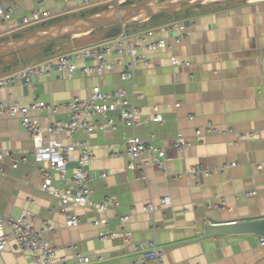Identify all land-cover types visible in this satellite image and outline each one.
<instances>
[{
  "label": "crops",
  "instance_id": "0c3cea01",
  "mask_svg": "<svg viewBox=\"0 0 264 264\" xmlns=\"http://www.w3.org/2000/svg\"><path fill=\"white\" fill-rule=\"evenodd\" d=\"M135 1L124 0L118 5ZM4 4L13 5L15 11L11 20L0 22V40L21 36L44 23L117 6L115 0H7ZM38 7L48 10L50 16L24 23ZM146 22L130 23L127 30L152 27L154 38L171 39L172 44L149 52L154 64L138 65L133 82L122 79L118 67L104 76L52 73L33 84L18 81L1 89L2 97L9 100L12 95V100L23 104L36 98L61 102L86 97L96 85L104 91L126 89L129 103L139 109L136 126L120 123V111L116 110L109 114L117 122L115 129L58 137L66 143L85 142L92 147L94 154L87 166L92 175L91 203L106 202V211L93 204L74 206L80 222L69 226L59 198L38 186L40 165L28 152L35 145L34 138L19 117L0 115V151H9L19 160L17 167L8 157L2 163L0 214L17 217L29 211L33 227L45 229L58 258L66 256L68 264H73L74 252L90 256L91 261L84 264H132L140 257L136 245L149 240L164 249L163 264H264L260 235L192 239L197 236L192 224L199 218H206L207 223L264 217V0L209 2L174 19ZM174 22L184 26L179 42L174 39L179 30L162 28ZM110 30L106 27L61 38L52 44L51 56L102 44L111 39L107 38ZM49 48L39 45L4 57L0 77ZM172 56L189 60L190 65L174 66ZM92 62L86 59L78 64ZM156 110L164 116L162 123L153 120ZM69 115L64 110L55 118L66 120ZM34 116L47 126L45 112ZM91 120L104 122L98 115ZM209 128L218 131L209 132ZM197 130L202 133L198 135ZM224 130L228 133H222ZM179 133L190 141L183 151L174 146ZM132 135L164 147L170 172L165 174L153 165L131 169L123 154L111 156L113 151L123 153L124 142ZM231 163L235 165L229 166ZM198 164L212 174L190 176L188 170ZM75 166V161L69 163V175ZM217 196H227L224 208L218 207ZM166 197L170 203L164 202ZM149 203L154 210H146ZM125 215L129 216L127 223L121 220ZM99 218H107L109 226L96 225ZM107 229L116 235L101 239L99 232ZM5 230L10 227L6 225ZM0 264H31V257L12 237L0 251Z\"/></svg>",
  "mask_w": 264,
  "mask_h": 264
},
{
  "label": "built area",
  "instance_id": "2783aa9c",
  "mask_svg": "<svg viewBox=\"0 0 264 264\" xmlns=\"http://www.w3.org/2000/svg\"><path fill=\"white\" fill-rule=\"evenodd\" d=\"M0 0V22L9 21L14 16L15 8L13 5L5 6ZM118 5L124 0H115ZM89 3V0H85ZM50 12L42 7H38L30 16L24 18V23L32 20L48 18ZM179 30L175 41L182 40L184 26L174 22L162 27ZM156 30L146 27L142 30L129 32L127 25H122L120 31L111 39L98 45L81 47L71 53H61L55 57L42 60H35L23 66L16 67L0 77V115L8 117H19L26 131L34 138L35 145L28 152L40 165L41 179L39 187L60 200V210L67 218L69 226L78 225L79 215L73 210L74 206L93 204L99 211L105 212L106 202L99 204L91 203L92 190L89 182L92 175L88 169V164L93 157V149L85 142L66 143L58 137L61 134L75 135L77 132L92 133L98 129L117 127V122L109 117L113 111H120V123L136 126L140 120L138 118V107L131 105L127 99V91L124 88H116L112 91H104L99 85L92 88V92L86 97L76 96L70 100L61 102H48L35 99L30 104H23L17 100L2 97L1 89L15 82L24 81L33 84L34 81L42 76L52 73H67L69 76L77 72L86 75L104 76L108 72L115 71L120 67V76L124 80L134 81L138 65L145 67L152 66L154 60L149 56V52L171 46V39L154 38ZM91 59L93 62L86 65H79V61ZM174 66H188L190 61L176 56L171 57ZM64 110H68L69 118L66 120L56 119L55 116ZM47 126L43 127L41 122L35 118L34 113H44ZM94 115L104 118V122L91 120ZM153 120L159 123L164 121V116L156 110ZM209 132H217L216 128H209ZM201 130H197L200 135ZM222 133L227 134L228 130ZM190 145L181 133L175 139L174 146L183 151ZM77 152V154H76ZM124 155L131 169H145L153 165L160 168L165 174L170 172L167 163V154L164 147L156 146L153 142L132 135L124 142L123 153L113 151L111 156ZM147 154V158L143 155ZM12 160V166L17 167L19 160L13 157L9 151H0V171L2 163L6 158ZM26 161V157L22 159ZM76 162V166L69 175V163ZM235 163L229 164V166ZM223 170V168H220ZM192 177L203 174L210 176L212 171L196 165L187 172ZM102 176H106L103 173ZM179 176V174H178ZM254 192H249L253 194ZM220 199L218 207L226 206L227 196H217ZM170 198H164L165 203H170ZM146 210H154V205L149 203L145 206ZM29 211H23L17 217H6L0 214V251L5 249V245L10 238L16 240L20 250L28 252L31 257V264H68V258L63 256L58 258L57 248L44 235L45 229L37 230L33 227ZM123 223H127L129 216H122ZM96 225L105 224L109 226L107 218H99L94 221ZM10 227V231L5 230V226ZM50 227V226H48ZM126 234H129L126 232ZM116 233L110 229L99 232L101 239H107ZM259 242L264 246V236L260 235ZM74 247V246H72ZM140 252V257L135 259L132 264H147L154 261L163 264L164 249L159 247L153 240L142 241L136 245ZM102 259V257H99ZM91 261L90 256L81 252H74L73 264H84Z\"/></svg>",
  "mask_w": 264,
  "mask_h": 264
},
{
  "label": "water",
  "instance_id": "95a60500",
  "mask_svg": "<svg viewBox=\"0 0 264 264\" xmlns=\"http://www.w3.org/2000/svg\"><path fill=\"white\" fill-rule=\"evenodd\" d=\"M247 0H137L106 8L99 12L82 16H71L41 27L15 38L3 37L0 40V58L17 52L59 40L64 37L89 33L95 29L110 27L107 38H113L122 25L133 22L149 21L167 14L184 12L209 2H244ZM154 24V22H149ZM197 236L193 240L211 239L214 236L228 234H257L264 236V217L230 222H207L199 218L194 224Z\"/></svg>",
  "mask_w": 264,
  "mask_h": 264
},
{
  "label": "trees",
  "instance_id": "16d2710c",
  "mask_svg": "<svg viewBox=\"0 0 264 264\" xmlns=\"http://www.w3.org/2000/svg\"><path fill=\"white\" fill-rule=\"evenodd\" d=\"M191 11V9L187 10V11H184V12H179V13H167V14H162V15H159V16H156L154 18H152L151 20L147 21L146 24H149V22H154V23H160L162 20H170V19H174V18H177L179 16H182V15H185V14H188L189 12ZM128 25V24H127ZM58 40H55V41H51V42H47L45 44H42L43 46H50L51 48H49V50L47 51H44V53H42L41 55L37 56L36 58L33 59V61L35 60H42V59H46V58H50L52 57L51 55L54 54V44L57 42ZM53 44V45H52ZM20 52H17L15 54H18ZM13 54V55H15ZM4 58V57H3ZM3 58H0L3 59ZM16 65V64H13V66ZM12 66V65H11ZM6 68H8L9 66H5Z\"/></svg>",
  "mask_w": 264,
  "mask_h": 264
},
{
  "label": "rangeland",
  "instance_id": "374dc122",
  "mask_svg": "<svg viewBox=\"0 0 264 264\" xmlns=\"http://www.w3.org/2000/svg\"><path fill=\"white\" fill-rule=\"evenodd\" d=\"M21 53V52H20ZM20 53H18V54H20ZM14 56V55H13ZM12 56L10 55V56H7V57H5L4 59H7V58H11ZM32 61H30V62H27V64L28 63H31Z\"/></svg>",
  "mask_w": 264,
  "mask_h": 264
}]
</instances>
